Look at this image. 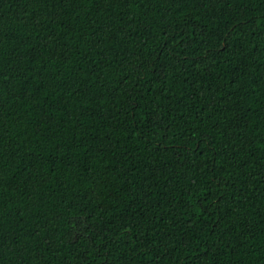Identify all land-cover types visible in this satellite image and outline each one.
<instances>
[{
    "label": "trees",
    "instance_id": "obj_1",
    "mask_svg": "<svg viewBox=\"0 0 264 264\" xmlns=\"http://www.w3.org/2000/svg\"><path fill=\"white\" fill-rule=\"evenodd\" d=\"M0 264H264V0H0Z\"/></svg>",
    "mask_w": 264,
    "mask_h": 264
}]
</instances>
